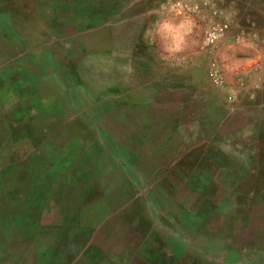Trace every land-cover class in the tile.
I'll use <instances>...</instances> for the list:
<instances>
[{
    "label": "rangeland",
    "instance_id": "374dc122",
    "mask_svg": "<svg viewBox=\"0 0 264 264\" xmlns=\"http://www.w3.org/2000/svg\"><path fill=\"white\" fill-rule=\"evenodd\" d=\"M177 1L159 9L206 5ZM7 9L0 264H264L262 79L223 47L229 26L206 43L225 22L164 60L159 37L116 53L78 44L61 1Z\"/></svg>",
    "mask_w": 264,
    "mask_h": 264
},
{
    "label": "crops",
    "instance_id": "0c3cea01",
    "mask_svg": "<svg viewBox=\"0 0 264 264\" xmlns=\"http://www.w3.org/2000/svg\"><path fill=\"white\" fill-rule=\"evenodd\" d=\"M60 1L64 11L57 12L56 15L61 17L63 14L64 21L76 23L74 27L78 30L77 36L71 37L72 39L77 38L78 44L99 46L98 51L103 45H109V50L113 53H116L119 43L130 46L154 41V38H158L154 27L158 20L179 22L185 18L190 19L194 27L189 37H195L201 32L208 21L215 19L217 22H227L229 31L223 47L235 55L233 58L238 60L239 71L255 66L262 79L255 90L264 92V0H199L202 5L206 3L205 9L201 10V14L192 16H165L159 9L162 0H54V3ZM0 11L10 24V20H13L11 10ZM51 13L54 15L55 10H51ZM102 28L111 30L110 35L104 39L101 36ZM118 29L125 30L126 35L121 38L123 42L119 41ZM150 29L153 35L146 39L145 34ZM237 37L241 39L240 42H236ZM190 43L188 41L187 45L193 44Z\"/></svg>",
    "mask_w": 264,
    "mask_h": 264
},
{
    "label": "clouds",
    "instance_id": "9594fccd",
    "mask_svg": "<svg viewBox=\"0 0 264 264\" xmlns=\"http://www.w3.org/2000/svg\"><path fill=\"white\" fill-rule=\"evenodd\" d=\"M155 35L159 37L162 59L168 60L182 53L188 43L194 24L190 19H182L174 22L169 19L158 20L155 25ZM151 29L145 34L146 39L152 36ZM214 34H210L209 40L214 39Z\"/></svg>",
    "mask_w": 264,
    "mask_h": 264
},
{
    "label": "built area",
    "instance_id": "2783aa9c",
    "mask_svg": "<svg viewBox=\"0 0 264 264\" xmlns=\"http://www.w3.org/2000/svg\"><path fill=\"white\" fill-rule=\"evenodd\" d=\"M176 5L181 10L183 8V6H185V2L182 0H178ZM227 29H228V23L227 22L216 23V24L212 25L210 28H208V30L206 32V37H205L206 43H208V44L215 43L217 40H219L221 37L224 36ZM210 34H214L215 38L212 40H209Z\"/></svg>",
    "mask_w": 264,
    "mask_h": 264
}]
</instances>
